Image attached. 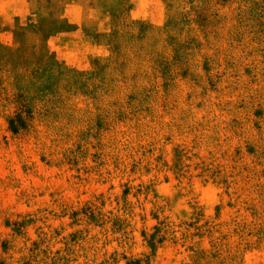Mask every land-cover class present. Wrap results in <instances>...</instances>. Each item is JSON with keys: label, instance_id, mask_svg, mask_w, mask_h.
<instances>
[{"label": "rangeland", "instance_id": "1", "mask_svg": "<svg viewBox=\"0 0 264 264\" xmlns=\"http://www.w3.org/2000/svg\"><path fill=\"white\" fill-rule=\"evenodd\" d=\"M0 264H264V0H0Z\"/></svg>", "mask_w": 264, "mask_h": 264}]
</instances>
